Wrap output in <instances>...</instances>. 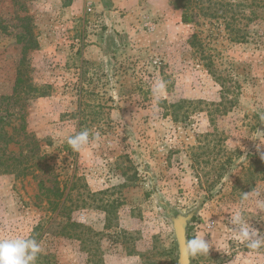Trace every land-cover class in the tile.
<instances>
[{
	"label": "rangeland",
	"instance_id": "rangeland-1",
	"mask_svg": "<svg viewBox=\"0 0 264 264\" xmlns=\"http://www.w3.org/2000/svg\"><path fill=\"white\" fill-rule=\"evenodd\" d=\"M88 1L0 0V239L38 241L35 264H178L185 218L212 244L192 264H264L229 220L264 236V0Z\"/></svg>",
	"mask_w": 264,
	"mask_h": 264
},
{
	"label": "clouds",
	"instance_id": "clouds-1",
	"mask_svg": "<svg viewBox=\"0 0 264 264\" xmlns=\"http://www.w3.org/2000/svg\"><path fill=\"white\" fill-rule=\"evenodd\" d=\"M166 88L163 80L154 81L151 91L154 97H158ZM97 133L94 139H98ZM90 143V132L87 129L77 132L67 138V144L79 152ZM264 158V155H262ZM247 196V193H245ZM230 225L240 239L246 242L247 248L256 251L264 246V236L258 234V230L253 228L243 217L240 210H234L229 217ZM212 244L204 236H193L186 240L185 250L190 256L208 254ZM41 247L38 241L32 238H7L0 239V264H35Z\"/></svg>",
	"mask_w": 264,
	"mask_h": 264
},
{
	"label": "trees",
	"instance_id": "trees-1",
	"mask_svg": "<svg viewBox=\"0 0 264 264\" xmlns=\"http://www.w3.org/2000/svg\"><path fill=\"white\" fill-rule=\"evenodd\" d=\"M183 23L190 24L191 23V19L187 15H184V17H183ZM23 84H24V81L21 80V79H19L16 82L15 94H18L19 93V90H20V88L22 87ZM18 96H19V94H18ZM16 97H17V95H16ZM26 139L32 140V136L30 137L29 135H27ZM31 146H32V148H30L28 150V153H34L35 150L38 148V145L36 144V141H34L33 143L30 142V144L28 145V148L31 147ZM14 160L16 162H18L20 165H23V168L21 170V175L22 176L28 175L31 172V170L35 169L36 167L40 168V166H38L37 163L32 164V165L31 164H28L29 163V156H28V154L22 155L20 158H17V159H14ZM40 186H41V190H43V194L46 197H48V194L49 193H53V192L55 193V196L58 197V198L63 195L60 192V190H55V188H53V189L46 188L43 185V182H40ZM51 205H52V203H51ZM54 205H55V208L54 209H56L57 207H60L61 204L58 202V203H54ZM65 210H67V209L65 208V203H64L61 206V211L63 212ZM70 213H71V211L68 212V215H70ZM81 227L82 226L80 224L76 223V222H72V223L70 222L66 226H64V228H63V235L65 237H68L69 239L77 238L79 236L77 234H75V232H72V233H71V231L69 232L68 231L69 230L68 228H71L72 230H76V229H79ZM187 238L190 239V237L188 235H187ZM192 262H193V260H192V257H191V264H192ZM175 264H176V262H175Z\"/></svg>",
	"mask_w": 264,
	"mask_h": 264
},
{
	"label": "water",
	"instance_id": "water-1",
	"mask_svg": "<svg viewBox=\"0 0 264 264\" xmlns=\"http://www.w3.org/2000/svg\"><path fill=\"white\" fill-rule=\"evenodd\" d=\"M175 234L178 244V264H191V256L185 250L187 238V219L179 218L175 221Z\"/></svg>",
	"mask_w": 264,
	"mask_h": 264
},
{
	"label": "built area",
	"instance_id": "built-area-1",
	"mask_svg": "<svg viewBox=\"0 0 264 264\" xmlns=\"http://www.w3.org/2000/svg\"><path fill=\"white\" fill-rule=\"evenodd\" d=\"M93 5V3H92V0H89L88 1V7L90 8L89 10H91V6Z\"/></svg>",
	"mask_w": 264,
	"mask_h": 264
}]
</instances>
